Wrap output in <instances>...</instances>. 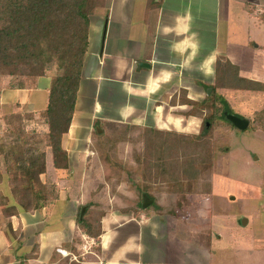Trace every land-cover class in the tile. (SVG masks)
I'll return each instance as SVG.
<instances>
[{
  "label": "crops",
  "instance_id": "obj_1",
  "mask_svg": "<svg viewBox=\"0 0 264 264\" xmlns=\"http://www.w3.org/2000/svg\"><path fill=\"white\" fill-rule=\"evenodd\" d=\"M105 3L98 8L103 14L91 21L75 113L63 137L70 177L64 175L68 170L56 168L52 148L46 149L47 171L41 179L55 184L59 197L41 209L8 212L14 200L7 164L0 162V264H222L228 247L250 255L264 252L249 242L244 249L240 242L245 240L236 237L240 232H223L215 221L205 232L170 219L160 225L151 218L155 212L107 211L99 206L104 203L99 186L88 192L93 195L89 207L85 187L91 182L74 166L75 159L83 168L88 162L92 168L97 161L101 166L96 145L112 138L111 126L171 130L201 118L189 113V100L201 101L210 88L212 92L219 59L237 67L239 76L264 84V0ZM51 81L42 77L35 88L3 89L1 104L14 103L20 111L38 114L47 105ZM217 91L230 102L229 91L244 90L225 86ZM43 127L49 130L46 123ZM83 206L90 208L91 220L99 217L98 236L79 225ZM103 208L106 212L98 211ZM213 230L215 237H208Z\"/></svg>",
  "mask_w": 264,
  "mask_h": 264
},
{
  "label": "rangeland",
  "instance_id": "obj_2",
  "mask_svg": "<svg viewBox=\"0 0 264 264\" xmlns=\"http://www.w3.org/2000/svg\"><path fill=\"white\" fill-rule=\"evenodd\" d=\"M105 4V0H98L91 21L96 14H103V9L98 8H103ZM57 72L53 67L46 76L37 78V85L40 78L52 80ZM42 80L47 82V79ZM11 82L16 81L0 79V94L3 89H8ZM28 83L33 85V78ZM228 94H231L230 104L234 113L249 118V127L241 130L223 119L207 126L209 110L200 112L198 109L196 114H200L201 118L197 117L188 124L185 121L180 127L171 129H177L180 135H203V144L198 149L190 140L186 141L185 148L179 150L155 147L145 142V131L136 124L111 126L112 134L109 132V135L112 138L98 141L96 147L100 153L109 154L116 164L107 159L112 163L107 167L101 154V166L97 161L93 168L92 162L83 168L76 159L74 161L78 174L91 182L85 187L87 205L90 207L93 204V195L88 194L90 188L99 186L104 200L99 206L108 208L107 211L155 212L156 215L153 213L151 218L160 225L167 224L170 219L182 224L186 222L188 227L196 230L203 228L205 232L210 228V221L211 228L215 221V226L223 232L228 230L229 234H235L230 231L234 228L240 232L236 237L245 240L240 242L243 248L248 246V242L251 246L257 244L264 247V92L244 90L229 91ZM203 95H206L205 92ZM18 109H21L20 106L14 103L2 105L0 96V148L5 141L9 143L12 140L5 129L8 120L4 116L14 112L25 116L23 124L27 131H38L40 136L47 132L39 114L31 117L30 112ZM93 133L96 138L97 130ZM160 138L174 142L173 138L161 135ZM207 147L212 153V160H206ZM2 161L5 162V159L0 151ZM70 173L68 170L64 175L70 177ZM76 173L74 171L73 175ZM144 194L154 199L146 208L140 207L143 206ZM106 209L98 211L106 212ZM246 217L248 221L242 224ZM94 220L99 222L100 219L97 217ZM215 232L213 230L214 234L211 232L207 236L212 234L215 237ZM222 259V264H264V252L250 255L246 249L232 251L228 247L227 251H223Z\"/></svg>",
  "mask_w": 264,
  "mask_h": 264
},
{
  "label": "trees",
  "instance_id": "obj_3",
  "mask_svg": "<svg viewBox=\"0 0 264 264\" xmlns=\"http://www.w3.org/2000/svg\"><path fill=\"white\" fill-rule=\"evenodd\" d=\"M97 3L98 0H0V79H15L8 88H35L38 77L46 76L53 67L58 70L48 89L47 105L38 113L48 124L47 132L40 136L38 131H27L23 124L25 116L20 112L4 116L8 120L5 129L12 139L0 148L14 200L6 208L10 213L41 209L59 197L58 187L41 179V174L47 171L46 148H52L57 169H69L63 137L70 129L75 113L90 45L91 15ZM32 78L34 84L29 85ZM211 86L212 92L203 100H189L193 105L189 113L209 110L206 119L212 125L222 119L230 122L225 112L234 113L230 102L217 91L219 87L264 90L263 83L239 76L237 67L220 59L216 65V82ZM30 116L34 117V113ZM144 131L145 142L159 148L179 150L185 148L187 140L196 146L195 149L203 144L201 134L180 135L175 130L158 128H145ZM160 135L173 138L174 142L162 140ZM207 149L206 160H212V153ZM100 154L107 167L112 164L109 162L116 164L109 154ZM89 212L90 208L82 217L80 212L77 221L84 231L98 236L101 225L89 218Z\"/></svg>",
  "mask_w": 264,
  "mask_h": 264
},
{
  "label": "water",
  "instance_id": "obj_4",
  "mask_svg": "<svg viewBox=\"0 0 264 264\" xmlns=\"http://www.w3.org/2000/svg\"><path fill=\"white\" fill-rule=\"evenodd\" d=\"M141 66H147L150 67L149 63H145V62H141L140 63ZM208 93H211V88L208 90ZM226 118L238 129L241 130H246L249 125H250V119L247 117H243L237 113H229V112H225ZM206 125L209 126L210 123L207 121ZM99 132H101V129H98ZM154 202V199L149 196L148 194H144V201H143V207L146 208L148 207L150 204H152ZM86 206H83L82 210H81V217L84 215L85 211H86ZM247 221V218H244L242 223L245 224Z\"/></svg>",
  "mask_w": 264,
  "mask_h": 264
}]
</instances>
